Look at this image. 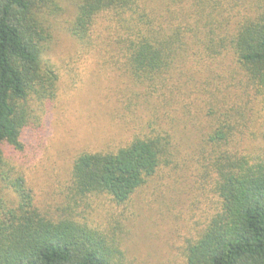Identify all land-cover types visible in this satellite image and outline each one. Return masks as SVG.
<instances>
[{"label":"trees","instance_id":"16d2710c","mask_svg":"<svg viewBox=\"0 0 264 264\" xmlns=\"http://www.w3.org/2000/svg\"><path fill=\"white\" fill-rule=\"evenodd\" d=\"M74 3L68 33L140 87L126 106L143 118L115 150L78 152L58 204L39 206L11 153L59 93L58 69L42 60L46 15L58 8L0 0V264H125L120 225L129 216L114 208L170 163L183 122L197 136L196 183L215 207L186 241L185 264H264V153L235 142L251 99L264 101V0ZM194 105L204 124L191 117ZM94 200L112 204L106 222L91 219Z\"/></svg>","mask_w":264,"mask_h":264},{"label":"rangeland","instance_id":"374dc122","mask_svg":"<svg viewBox=\"0 0 264 264\" xmlns=\"http://www.w3.org/2000/svg\"><path fill=\"white\" fill-rule=\"evenodd\" d=\"M53 2L58 9L46 15L50 37L42 60L58 69L59 93L41 125L26 133L22 151L11 153V162L23 172L36 203L44 208L58 204L70 162L78 152L111 151L124 145L140 128L144 112L140 106H126L140 87L105 62L104 52L83 49L68 33L76 12L74 0ZM105 24L101 16L96 29L103 30ZM226 101L230 106L234 99ZM249 104L247 128L235 142L240 149L264 153V101L251 99ZM196 109L194 105L191 117L204 124ZM183 123H176L170 163L132 195L128 206L114 208L128 211L129 216L120 225L125 264H185L186 241L197 235L215 209L212 195L196 183L195 162L200 157L194 151L195 128ZM92 206L93 222H106L112 204L94 200Z\"/></svg>","mask_w":264,"mask_h":264}]
</instances>
